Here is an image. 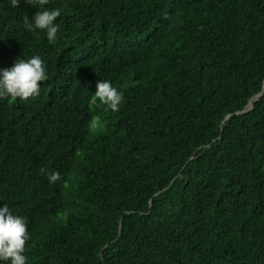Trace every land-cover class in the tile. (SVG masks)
<instances>
[{
  "label": "trees",
  "instance_id": "obj_1",
  "mask_svg": "<svg viewBox=\"0 0 264 264\" xmlns=\"http://www.w3.org/2000/svg\"><path fill=\"white\" fill-rule=\"evenodd\" d=\"M44 6L51 43L25 27L39 0H0V68L36 54L48 77L0 98V204L26 219V264H264V0Z\"/></svg>",
  "mask_w": 264,
  "mask_h": 264
},
{
  "label": "clouds",
  "instance_id": "obj_2",
  "mask_svg": "<svg viewBox=\"0 0 264 264\" xmlns=\"http://www.w3.org/2000/svg\"><path fill=\"white\" fill-rule=\"evenodd\" d=\"M19 2L20 0H8V5L15 8ZM60 14V9H49L44 6V0H39L38 10L31 19L25 20V27L43 30L48 42H55L58 25L54 21ZM47 78L45 62L39 55L17 57L11 66L0 68V98L24 100L38 95V82ZM94 98L115 112L119 110L123 94L108 79H99L95 83ZM91 124L95 127L97 120L92 119ZM40 172L50 184L60 179L58 171L42 167ZM28 239L26 219L10 211L6 204H0V264H26L24 251Z\"/></svg>",
  "mask_w": 264,
  "mask_h": 264
},
{
  "label": "water",
  "instance_id": "obj_3",
  "mask_svg": "<svg viewBox=\"0 0 264 264\" xmlns=\"http://www.w3.org/2000/svg\"><path fill=\"white\" fill-rule=\"evenodd\" d=\"M263 91H264V89H263ZM263 91H262L260 94L254 96V99H256L258 96H260V95L263 93ZM251 107H252V105H251V103H250V104L248 105V109H247V110H245V111H240V112H238V114H241V113H244V112L250 110ZM228 117H229V116H227L226 119H227Z\"/></svg>",
  "mask_w": 264,
  "mask_h": 264
}]
</instances>
